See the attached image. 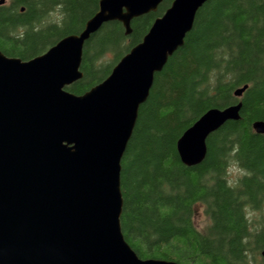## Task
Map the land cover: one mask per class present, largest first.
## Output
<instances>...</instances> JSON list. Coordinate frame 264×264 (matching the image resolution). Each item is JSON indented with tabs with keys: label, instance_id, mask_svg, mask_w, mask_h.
<instances>
[{
	"label": "trees",
	"instance_id": "1",
	"mask_svg": "<svg viewBox=\"0 0 264 264\" xmlns=\"http://www.w3.org/2000/svg\"><path fill=\"white\" fill-rule=\"evenodd\" d=\"M99 1L9 0L0 5V50L36 57L82 31ZM172 2L134 18L130 35L120 21L104 24L84 47L83 77L66 89L81 95L105 80ZM238 101L240 120L209 136L202 163L184 165L177 151L183 132L208 109ZM257 120H264V0H208L185 44L156 73L122 160L121 225L141 258L264 264V134L255 133ZM231 165L238 176L229 177ZM199 206L208 219L202 230Z\"/></svg>",
	"mask_w": 264,
	"mask_h": 264
},
{
	"label": "water",
	"instance_id": "2",
	"mask_svg": "<svg viewBox=\"0 0 264 264\" xmlns=\"http://www.w3.org/2000/svg\"><path fill=\"white\" fill-rule=\"evenodd\" d=\"M163 1L100 0L82 32L46 52L22 60L0 50V264H179L143 259L125 239L122 160L155 74L208 0H174L105 80L81 95L66 89L105 23L130 35L132 20ZM242 104L206 111L177 141L181 162L202 163L209 135L240 120ZM253 129L264 134V120Z\"/></svg>",
	"mask_w": 264,
	"mask_h": 264
},
{
	"label": "rangeland",
	"instance_id": "3",
	"mask_svg": "<svg viewBox=\"0 0 264 264\" xmlns=\"http://www.w3.org/2000/svg\"><path fill=\"white\" fill-rule=\"evenodd\" d=\"M5 3H9V0H6ZM240 173H241V170L236 165H231V167L229 168V177L231 178L238 176ZM207 223H208V219L206 218L203 212V207L199 206L197 208V214L195 216V224L198 229L202 230L204 229ZM261 258L263 260L262 255H261Z\"/></svg>",
	"mask_w": 264,
	"mask_h": 264
},
{
	"label": "bare ground",
	"instance_id": "4",
	"mask_svg": "<svg viewBox=\"0 0 264 264\" xmlns=\"http://www.w3.org/2000/svg\"><path fill=\"white\" fill-rule=\"evenodd\" d=\"M173 1H174V0H173ZM5 2H6V0H5ZM5 2H4V3H5ZM2 5H3V4H2ZM159 6H160V5H159ZM170 6H171V5H170ZM158 8H159V7H158ZM22 10H24V9L22 8ZM157 10H158V9H157ZM157 10H156V11H157ZM97 11H98V10H97ZM97 11H96V12H97ZM151 12H154V11H151ZM165 12H166V11H165ZM165 12H164V13H165ZM149 13H150V12H149ZM95 14H96V13H95ZM95 14H94V15H95ZM146 14H147V13H146ZM94 15H93V16H94ZM144 15H145V14H144ZM93 16H92V17H93ZM139 17H140V16H139ZM159 17H161V16H159ZM159 17H158V18H159ZM136 18H137V17H136ZM156 19H157V18H156ZM156 19H155V21H156ZM88 20H89V19H88ZM88 20H87V21H88ZM114 21H118V20H114ZM155 21H154V22H155ZM110 22H111V21H110ZM154 22H153V24H154ZM194 22H195V21H194ZM107 23H108V22H107ZM121 23H122V22H121ZM131 23H132V22H131ZM105 24H106V23H105ZM122 24H123V23H122ZM153 24H152V26H153ZM85 25H86V24H85ZM103 26H104V25H103ZM103 26H102V27H103ZM123 26H124V25H123ZM152 26H151V27H152ZM131 27H132V26H131ZM151 27H150V29H151ZM124 28H125V27H124ZM84 29H85V26H84L83 30H84ZM150 29H149V31H150ZM83 30H82V31H83ZM82 31H80V32H82ZM149 31H148V32H149ZM80 32H79V33H80ZM79 33H76V34H79ZM125 33H126V29H125ZM69 35H72V34H69ZM126 35H127V34H126ZM67 36H68V35H67ZM92 36H93V35H92ZM64 37H65V36H64ZM61 39H62V38H61ZM90 39H91V38H90ZM184 44H185V43H184ZM175 52H176V51H175ZM170 57H171V56H170ZM170 57H169V58H170ZM169 58H168V59H169ZM163 68H164V67H163ZM111 72H112V71H111ZM157 73H158V72H157ZM110 74H111V73H110ZM155 75H156V74H155ZM246 85L248 86V84H246ZM244 86H245V85H244ZM242 87H243V86H242ZM239 88H241V87H239ZM239 88H237V89H239ZM247 88H248V87H247ZM237 89H236V90H237ZM236 90H235V91H236ZM246 90H247V89H246ZM246 90H245V91H246ZM235 91H234V94H235ZM243 94H244V93H243ZM235 96H236V95H235ZM237 97H241V96H237ZM238 102H240V101H238ZM238 102H237V103H238ZM241 102H242V101H241ZM234 104H236V103H234ZM242 105H243V104H242ZM229 106H230V105H229ZM213 108H218V107H213ZM210 109H211V108H210ZM208 110H209V109H208ZM208 110H207V111H208ZM201 117H202V115H201L198 119H200ZM240 118H241V117H240ZM198 119H197V120H198ZM197 120H196V121H197ZM196 121H195V122H196ZM257 121H258V120H257ZM195 122H194V123H195ZM255 122H256V121H255ZM194 123H193V124H194ZM193 124H192V125H193ZM192 125H191V126H192ZM191 126H190V127H191ZM190 127H189V128H190ZM189 128H187L185 131H187ZM185 131H184V132H185ZM184 132H183V134H184ZM215 132H216V131H215ZM213 133H214V132H213ZM213 133H212V134H213ZM183 134H182V135H183ZM182 135H181V136H182ZM210 135H211V134H210ZM210 135H209V136H210ZM208 138H209V137H208ZM208 138H207V140H208ZM178 154H179V153H178ZM263 250H264V247H263V249H262V251H261V255H262ZM262 257H263V256H262ZM154 259H155V258H154ZM162 260H164V259H162ZM263 260H264V258H263ZM168 261H172V260H168ZM177 263H178V262H177Z\"/></svg>",
	"mask_w": 264,
	"mask_h": 264
}]
</instances>
